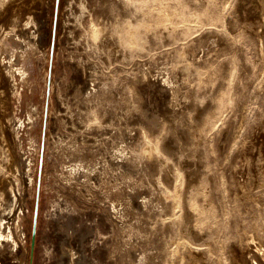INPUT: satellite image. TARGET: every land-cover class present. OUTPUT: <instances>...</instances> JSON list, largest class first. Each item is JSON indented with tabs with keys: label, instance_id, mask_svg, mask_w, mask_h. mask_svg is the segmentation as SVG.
Wrapping results in <instances>:
<instances>
[{
	"label": "rangeland",
	"instance_id": "374dc122",
	"mask_svg": "<svg viewBox=\"0 0 264 264\" xmlns=\"http://www.w3.org/2000/svg\"><path fill=\"white\" fill-rule=\"evenodd\" d=\"M0 119V264H264V0H0Z\"/></svg>",
	"mask_w": 264,
	"mask_h": 264
},
{
	"label": "water",
	"instance_id": "95a60500",
	"mask_svg": "<svg viewBox=\"0 0 264 264\" xmlns=\"http://www.w3.org/2000/svg\"><path fill=\"white\" fill-rule=\"evenodd\" d=\"M37 215H38V188H37V192H36V202H35V207H34V212H33V220H32V231H31V239H30V257H32L33 249L35 246Z\"/></svg>",
	"mask_w": 264,
	"mask_h": 264
},
{
	"label": "bare ground",
	"instance_id": "6f19581e",
	"mask_svg": "<svg viewBox=\"0 0 264 264\" xmlns=\"http://www.w3.org/2000/svg\"><path fill=\"white\" fill-rule=\"evenodd\" d=\"M1 120V119H0ZM5 127L4 125L0 122V140L4 141V138H5ZM8 146V145H7ZM8 151V149H7ZM8 153V157H11L10 155V152H7ZM2 226V224H0V227ZM2 237V233L0 231V238ZM257 250H261V251H264V248H256Z\"/></svg>",
	"mask_w": 264,
	"mask_h": 264
}]
</instances>
